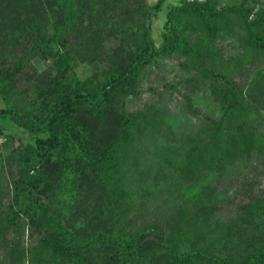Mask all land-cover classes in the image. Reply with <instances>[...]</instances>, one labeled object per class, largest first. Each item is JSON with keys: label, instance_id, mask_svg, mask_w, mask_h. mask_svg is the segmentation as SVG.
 I'll use <instances>...</instances> for the list:
<instances>
[{"label": "trees", "instance_id": "1", "mask_svg": "<svg viewBox=\"0 0 264 264\" xmlns=\"http://www.w3.org/2000/svg\"><path fill=\"white\" fill-rule=\"evenodd\" d=\"M161 1L0 0V98L30 81L24 112L0 116L32 137L0 142V264H264V8L243 7L264 0L168 4L153 46ZM144 82L162 95L128 111Z\"/></svg>", "mask_w": 264, "mask_h": 264}, {"label": "rangeland", "instance_id": "2", "mask_svg": "<svg viewBox=\"0 0 264 264\" xmlns=\"http://www.w3.org/2000/svg\"><path fill=\"white\" fill-rule=\"evenodd\" d=\"M156 0H145V2L147 4H153ZM179 0H162L161 1V5L159 6V8H157L156 10L152 11V8L149 9V11L146 14V20L149 22V34L152 38L153 41V46H157L158 42H159V31L161 30V26L164 20V12L166 10V7L168 4H175L177 3ZM237 2V0H221L219 2L220 5H224L228 2ZM1 5V3H0ZM243 7H248L250 10V14H253V12H255L257 9L264 8V3H260L257 1H254V3L251 5L244 3ZM1 9V8H0ZM4 17L3 15V10H0V18ZM6 17V16H5ZM8 31L6 30V26L4 25L3 27L0 28V43L2 42V40L8 37ZM216 45L219 47L220 52L222 53L223 56H229L232 55L233 53H235L238 48H237V40L235 36H222L221 38H218L216 40ZM19 51H17L18 53ZM50 65V58L47 60H39V61H35L34 63V67L36 68L37 73L41 72L42 70L48 69ZM161 67V66H159ZM151 68H149V70L147 71L146 74L150 76V74L154 75V71L157 70L152 68V71H150ZM73 71L74 74L79 78V79H84L87 76H89L92 73V69L91 67H89L88 65H86L83 62H78L76 66L73 67ZM98 72L95 70V73ZM168 76L171 77L172 73L171 72H167ZM145 81V80H144ZM30 81H24L21 79H19V94L17 95H13L10 97V99L7 102H4L1 98H0V108H10L15 110L18 113H23L26 105H27V98L24 96V91L23 88L25 87V89L28 91V89L30 88L29 86ZM150 84V83H149ZM151 85V84H150ZM147 84L144 82V84L142 83V90L140 92V95L138 98L136 99H132L131 102L127 103V110H133L136 107L142 106L145 103L148 102H154V100H157V98H159V96L162 95V93H160V88L156 87V85H153L154 88H158L157 90L155 89L154 91L149 90L146 88ZM167 97L169 98V110L170 111H174V106L172 104H174L175 101V95L172 93H166ZM164 96V95H163ZM162 96V97H163ZM166 99V98H165ZM167 100V99H166ZM94 123V130H97L100 127V123L101 120H93ZM93 123L91 122V124L93 125ZM171 125V124H169ZM0 128H1V133H0V142L4 139V137H11L12 141L14 143H20V144H24L26 142H30L32 140L31 134L22 126H19L18 124L12 122L7 116H0ZM141 143H145V140H143ZM140 151L143 154V151L141 149V145H138ZM136 153H132L131 155H129V157L127 158H123L124 163H128V162H132L130 160V158L134 160V155ZM148 161H146V159L144 160V156H140V163L141 166L143 168L144 163H148L149 167L147 168V172L148 174L151 173L153 170L155 172V156H152V159L150 160V157L148 156ZM124 169H126V173H127V183H126V189L128 191V194H130L133 198L138 194V193H142L143 190L146 189L145 186L143 187H139L138 185L135 184L134 180H137L136 177H134L132 175V171L130 168L128 167H124ZM132 180V181H131ZM260 181V186L261 188H264V174L260 177L259 179ZM137 183H142L141 180H139ZM145 183V182H143ZM151 196H147V202L148 204L146 206H148V210H149V205H152V202L154 201V199L158 198L156 197V194H154L153 192L150 193ZM82 207H83V212H85V215L91 214L92 210H93V206L91 205H87L85 202H80ZM161 203V202H160ZM136 207L139 208V206L141 205V203L139 202V200L137 201L136 199ZM60 208H61V203L59 204ZM141 207H143V204L141 205ZM64 212V211H62ZM81 213V214H82ZM90 216V215H89ZM104 226L106 227V229H109V226L107 223L104 224ZM26 241H30V240H26ZM227 250L223 249L222 252H220V254L223 255H227L226 253Z\"/></svg>", "mask_w": 264, "mask_h": 264}, {"label": "water", "instance_id": "3", "mask_svg": "<svg viewBox=\"0 0 264 264\" xmlns=\"http://www.w3.org/2000/svg\"><path fill=\"white\" fill-rule=\"evenodd\" d=\"M152 49V48H151Z\"/></svg>", "mask_w": 264, "mask_h": 264}]
</instances>
